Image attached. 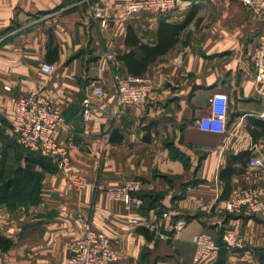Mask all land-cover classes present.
I'll return each instance as SVG.
<instances>
[{
    "label": "crops",
    "instance_id": "0c3cea01",
    "mask_svg": "<svg viewBox=\"0 0 264 264\" xmlns=\"http://www.w3.org/2000/svg\"><path fill=\"white\" fill-rule=\"evenodd\" d=\"M82 1L0 0V264H68L88 222L119 243L112 264H198L196 236L220 239L225 229L247 246L221 248L199 264H264V213L225 208L234 188L261 179L248 160L264 156V97L251 61L264 18L237 0H178L171 14L112 17L102 27L96 6L114 15L129 0ZM136 73L157 88L146 103L122 105L115 75ZM32 91L64 113L58 138L86 187L19 143L12 97ZM216 92L229 97L223 132L200 125ZM131 177L146 181V213L108 195ZM163 210L186 220L170 239L130 221Z\"/></svg>",
    "mask_w": 264,
    "mask_h": 264
},
{
    "label": "built area",
    "instance_id": "2783aa9c",
    "mask_svg": "<svg viewBox=\"0 0 264 264\" xmlns=\"http://www.w3.org/2000/svg\"><path fill=\"white\" fill-rule=\"evenodd\" d=\"M246 7L253 18H264V0H237ZM89 3L91 0H83ZM179 7L178 0H129L120 4L114 15H109L105 6L95 8L96 21L107 27L112 17L128 19L139 14H171ZM108 58H113L108 54ZM251 61L255 70V79L264 97V40L254 50ZM43 68L52 72L55 65L44 63ZM117 93L122 105L146 103L150 94L157 88V82L146 76L127 74L115 75ZM8 89L11 87L7 86ZM96 94L104 93L101 86L95 88ZM15 107L13 122L14 133L19 143L29 151L49 157L60 171H66L71 181L84 188L88 178L77 172H71V152L66 144L59 140L58 135L66 125L64 113L41 91H32L24 95L12 97ZM229 97L226 93L216 92L211 98L212 112L200 119L203 129L223 132L227 128L229 114ZM84 116L90 117V97L83 101ZM248 165L259 169L261 179L255 184L240 185L233 189L225 201V208L234 214L264 213V156L252 155ZM146 181L139 177L125 179L122 183L109 186L108 195L113 200H119L127 205H134L141 213L144 210L145 199L140 193L145 189ZM144 215V214H143ZM162 219H170L164 224ZM134 225H144L158 236L166 239L174 237L186 227L185 219H175L169 210H163L160 218L152 216L133 217ZM197 250L195 262L201 263L223 247L230 250L242 249L247 246L245 237L232 229H225L221 242L211 233L202 232L196 236ZM120 245L104 231L97 230L91 222L85 226L82 236L76 241L68 264H112L120 258Z\"/></svg>",
    "mask_w": 264,
    "mask_h": 264
},
{
    "label": "trees",
    "instance_id": "16d2710c",
    "mask_svg": "<svg viewBox=\"0 0 264 264\" xmlns=\"http://www.w3.org/2000/svg\"><path fill=\"white\" fill-rule=\"evenodd\" d=\"M134 75H137V73L134 74ZM141 76H142V75H141ZM55 168L58 169L57 166H55ZM142 212H144V213L147 212V211H146V204H145V206H144V210H143ZM217 240L221 242V238H220V239H217ZM9 245H10V244H8L7 246H9ZM223 248H224V247H223Z\"/></svg>",
    "mask_w": 264,
    "mask_h": 264
}]
</instances>
